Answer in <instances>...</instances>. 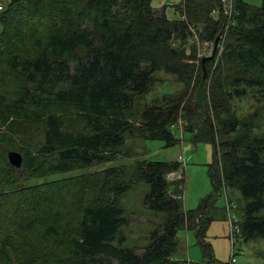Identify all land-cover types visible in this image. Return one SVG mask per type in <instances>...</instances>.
I'll return each mask as SVG.
<instances>
[{
	"label": "trees",
	"instance_id": "16d2710c",
	"mask_svg": "<svg viewBox=\"0 0 264 264\" xmlns=\"http://www.w3.org/2000/svg\"><path fill=\"white\" fill-rule=\"evenodd\" d=\"M231 3L227 14L222 0H181L177 20L153 9L151 0L6 4L0 11V264H185L173 258L183 228L208 247L204 254L214 264L202 240L203 210L184 212L179 181L169 190L167 174L179 170L177 161L142 159L131 173L110 167L26 185L112 162L128 140L172 145L174 127L192 143L214 146L218 167L208 199L220 195L223 182L246 200L236 235L264 238V139L252 134L254 116L241 120L230 107L253 88L264 104V6ZM195 36L218 39L213 58L196 59ZM217 59L222 63L207 88L204 72L212 77ZM158 71L176 76L184 91L134 111ZM11 151L22 156L19 168L5 157ZM138 182L150 188L143 205L166 220L135 251L121 248L127 220L119 200Z\"/></svg>",
	"mask_w": 264,
	"mask_h": 264
},
{
	"label": "rangeland",
	"instance_id": "374dc122",
	"mask_svg": "<svg viewBox=\"0 0 264 264\" xmlns=\"http://www.w3.org/2000/svg\"><path fill=\"white\" fill-rule=\"evenodd\" d=\"M14 1L18 0H0V4L4 8L6 4ZM243 1L253 7L264 6V0ZM180 2L181 0H151V7L156 10L164 9L169 20H177L179 14L176 11V5ZM191 44H195L196 59L200 57L213 58L214 51L218 47L217 42L215 44L201 41L199 36H195ZM190 45L186 47L187 54L190 53ZM195 61L197 62V60ZM221 63L222 60L219 59L213 62L214 71L210 74L213 75L212 77L203 75L207 88L218 72L217 66L220 68ZM226 73V70H223V76H226ZM200 74L199 69H197L195 78L197 79ZM155 78L156 82L149 93L144 98L136 99L134 111L138 112V109H141L145 103H149L154 98H160L165 93H180L186 87L184 83L177 80L176 76L167 74L164 71L156 72ZM261 100L257 89H248L243 97L232 98L230 107L231 112L241 120L254 116L252 134L264 139V104ZM173 130L176 142L172 145L167 146L160 139L137 138L128 140L126 148L122 151V156L117 157L112 162L96 165L84 171L50 175L32 180L26 185L33 187L34 185L53 183L110 167H122L131 173L134 164L138 160L176 162L178 157L182 156L186 164L184 168L180 166L183 172L176 170L167 174L170 182L169 190L174 191L175 184H179V181L181 187L178 194L181 197L184 212L190 213L203 210V218L208 219V224L202 240L210 247L214 264H227L229 262L232 254V244L238 264H264V238L244 241L232 233V227H237V223L241 222L244 217L243 209L246 200L239 191L230 187L224 188L223 182L219 178L222 182L220 195L217 194L215 197L208 199L214 190L213 176L218 167L214 146L211 143H192L191 135L188 132L181 133L177 127H174ZM6 154L5 157L7 158ZM261 159L264 162V150ZM2 168L4 167L2 166ZM216 180L218 181V178ZM14 188L15 186L8 187L7 191L10 192ZM149 189V185L143 182L135 183L119 200L123 216L127 220V224L122 228L125 242L121 248L134 249L135 251L142 250L150 243V233L159 228L166 220L164 213H155L143 205V200ZM205 200H207V207H202ZM261 214H264V211ZM177 242L178 247L173 258L185 262V264H209L208 256L204 254V252H207L208 247H201L192 229L183 228L179 230Z\"/></svg>",
	"mask_w": 264,
	"mask_h": 264
},
{
	"label": "built area",
	"instance_id": "2783aa9c",
	"mask_svg": "<svg viewBox=\"0 0 264 264\" xmlns=\"http://www.w3.org/2000/svg\"><path fill=\"white\" fill-rule=\"evenodd\" d=\"M232 0H222V3H223V9H224V12L229 14L230 11H231V6H232V3H231ZM2 5L0 4V11L2 10ZM214 16L216 15V13H213ZM177 163L179 164V171L182 173V169L180 168V166H182V168L185 167V159L182 157V156H179L178 159H177ZM169 179V178H168ZM238 228L237 227H232V233L236 235V233H238ZM227 264H237V260H236V256H235V253L233 252V244H232V254H231V257L229 259V262Z\"/></svg>",
	"mask_w": 264,
	"mask_h": 264
},
{
	"label": "water",
	"instance_id": "95a60500",
	"mask_svg": "<svg viewBox=\"0 0 264 264\" xmlns=\"http://www.w3.org/2000/svg\"><path fill=\"white\" fill-rule=\"evenodd\" d=\"M217 41L218 39H216L214 43L216 44ZM204 75H205V72H204ZM7 159L10 165L13 167L19 168L22 164V156L17 152H14V151L9 152L7 155Z\"/></svg>",
	"mask_w": 264,
	"mask_h": 264
},
{
	"label": "bare ground",
	"instance_id": "6f19581e",
	"mask_svg": "<svg viewBox=\"0 0 264 264\" xmlns=\"http://www.w3.org/2000/svg\"><path fill=\"white\" fill-rule=\"evenodd\" d=\"M3 7V6H2ZM3 9V8H2Z\"/></svg>",
	"mask_w": 264,
	"mask_h": 264
}]
</instances>
